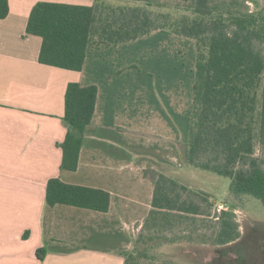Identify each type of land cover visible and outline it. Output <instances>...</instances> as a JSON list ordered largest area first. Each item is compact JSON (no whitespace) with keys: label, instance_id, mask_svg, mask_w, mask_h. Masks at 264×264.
<instances>
[{"label":"crops","instance_id":"obj_1","mask_svg":"<svg viewBox=\"0 0 264 264\" xmlns=\"http://www.w3.org/2000/svg\"><path fill=\"white\" fill-rule=\"evenodd\" d=\"M40 1L91 5L94 0H8V15L0 19V264H122L121 253L132 248L151 208L153 187L143 172L162 171L190 186L185 176L193 168L179 154V143L188 139L183 126L190 107H181L179 94L167 95L156 85L152 91L130 69L131 54L139 55L165 31L116 47L92 45L90 39L80 72L39 63L41 39L25 29ZM70 82L97 87L75 171L60 169L57 146L66 134L62 118ZM51 178L107 192L108 211L47 206Z\"/></svg>","mask_w":264,"mask_h":264},{"label":"trees","instance_id":"obj_2","mask_svg":"<svg viewBox=\"0 0 264 264\" xmlns=\"http://www.w3.org/2000/svg\"><path fill=\"white\" fill-rule=\"evenodd\" d=\"M8 12V0H0V19ZM156 31L194 42L192 110L188 139L180 147L182 163L228 178V200L249 196L264 208V155H256L264 151V6L258 0H94L91 5L40 1L32 7L25 29L26 35L41 39L39 63L74 72L83 68L90 39L92 45L116 47ZM96 95L95 85L66 86V134L57 144L61 170L77 169ZM143 176L152 183L151 208L132 248L121 253L122 264H156L153 251L162 245L220 247L240 238L233 211L213 213L208 193L162 171L145 170ZM109 202V194L99 189L58 178L46 183L49 207L104 213ZM205 225L208 233L200 232Z\"/></svg>","mask_w":264,"mask_h":264},{"label":"rangeland","instance_id":"obj_3","mask_svg":"<svg viewBox=\"0 0 264 264\" xmlns=\"http://www.w3.org/2000/svg\"><path fill=\"white\" fill-rule=\"evenodd\" d=\"M258 2L260 6H264V0H258ZM158 37L143 48L139 53L141 56L135 52L131 54L134 66L130 69L139 72L141 79L147 80L150 86L156 85L161 92L163 88V92L167 95L179 94L181 107L185 109L190 107L187 112L191 114L195 68L194 42L168 32L161 33ZM129 59V54H126L125 62ZM150 89L152 90V86ZM189 117L187 124L183 126L187 129L186 139L189 131ZM184 144L180 142L179 146ZM262 154L264 155V151H256V155ZM189 170H191L189 176L184 175L186 183L210 195L213 213L231 209L239 224L241 236L237 241L220 247L190 244L191 250L188 251L184 248L189 246L187 242H181L179 247L162 245L153 251L155 263L183 264L180 261L185 259L191 264H264V208L260 202L249 196H242L235 199L236 201L228 200V178L197 169ZM231 204L232 207H230ZM206 222L205 224H208ZM197 227H200V224H197ZM202 231L208 233L206 225L200 229V232Z\"/></svg>","mask_w":264,"mask_h":264}]
</instances>
